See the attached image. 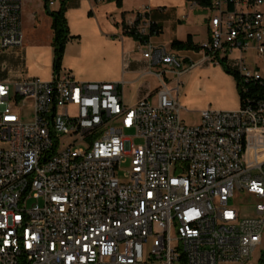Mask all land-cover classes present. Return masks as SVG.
<instances>
[{
  "label": "built area",
  "instance_id": "2783aa9c",
  "mask_svg": "<svg viewBox=\"0 0 264 264\" xmlns=\"http://www.w3.org/2000/svg\"><path fill=\"white\" fill-rule=\"evenodd\" d=\"M188 1L212 13L203 58L190 67L223 62L236 72L244 94L235 110L209 107L187 125L179 99L187 69L149 38L139 48L178 77L175 96L157 73L155 106H128L123 82L69 71L0 82V264H242L263 243L264 157L247 164L245 135L264 132V0ZM150 10L127 32L148 37ZM0 41L3 50L22 46V0H0ZM252 51L254 68L244 56ZM236 193L251 212L230 205Z\"/></svg>",
  "mask_w": 264,
  "mask_h": 264
},
{
  "label": "crops",
  "instance_id": "0c3cea01",
  "mask_svg": "<svg viewBox=\"0 0 264 264\" xmlns=\"http://www.w3.org/2000/svg\"><path fill=\"white\" fill-rule=\"evenodd\" d=\"M61 3L62 0H22L23 44L7 50L0 48V82H13L27 77L52 79L56 72L53 70L51 11L58 10ZM145 6L151 8L148 15L155 27L148 38L156 47L178 54L183 61L182 68L187 69L182 74L186 80L182 76L180 78L182 87L179 99L180 96L183 99L180 102L182 109L184 105L187 110L190 108L188 105L199 103L202 94H195L192 89L202 88L207 92L213 89L220 94L217 98V102L221 103L217 105L218 108H233L227 100L229 95L235 96L236 104L240 106L236 79L222 66L204 62L191 68V63L202 60L203 52L175 50L172 47L173 41H186L189 36L196 45H202L210 38L209 20L212 13L206 3L192 8L188 0H121V6L118 7L115 0H67L66 18L72 38L67 42L60 72L69 71L77 80L84 82H123L120 91L128 106H134L141 99L151 103L152 97H156L158 102L157 92L161 82L155 85L150 78L159 80L157 73L163 72L175 95L173 91L177 88L178 77L174 71L164 64L152 65L143 51L140 54L136 50L142 42L126 30V24L135 20L137 14L145 10ZM199 11L204 12L203 32H199L196 26ZM207 104H200L197 108L201 109L195 111L201 116ZM262 157L264 149L259 151L257 160Z\"/></svg>",
  "mask_w": 264,
  "mask_h": 264
},
{
  "label": "rangeland",
  "instance_id": "374dc122",
  "mask_svg": "<svg viewBox=\"0 0 264 264\" xmlns=\"http://www.w3.org/2000/svg\"><path fill=\"white\" fill-rule=\"evenodd\" d=\"M203 14H204V12H202V11L201 12L199 11V13H198L199 16L197 18L198 20L196 22V26L198 29H200L199 32L200 31L203 32L205 30L204 24L202 22ZM0 44H1V41H0ZM136 50L138 53L142 54L143 49L139 48V46L136 48ZM238 55H239L238 53H234L232 55V58L235 59L236 57H238ZM244 56L248 58L250 66L254 68L256 66L255 65L256 62L258 61V58H257L255 52L254 51L248 52V53L244 54ZM29 61H30V57H29V52H28L27 53V62L29 63ZM219 66H221V64H219ZM182 70H183V68H182ZM183 75H182V78L184 79L185 76L183 77ZM150 79L154 82L155 85H159L160 80L156 79L155 77H151ZM184 80H186V79H184ZM170 89H172V88L170 87ZM12 90L14 92V86L13 85H12ZM192 90L195 94H202V96H201V99L197 105L191 106V104H190V105H188L190 108H187V110H186V106L184 105V108L181 110V117L187 125L196 126V125L200 124V122H201L200 113L198 111H195V110L201 109V108H197V107H200V104H202V103H206V102L208 103L205 108L210 107L212 109H217V110H232V109H237L239 107V105L236 104L237 99L235 96L229 95V97L227 98V100L230 101V103L233 105V108H231V107L230 108L229 107L218 108L217 105H219L221 103L217 102V98L220 96V94H218L217 91H215L213 89H209L207 92V90H205L203 88L200 90H198V89H192ZM173 92L175 95L177 94L176 90H174ZM180 102H183V99L181 96H180ZM151 103L154 106L158 104L156 97L151 98ZM189 109H192V110H189ZM20 112H21L22 119L24 121H26V122L30 121L33 118V113H34L33 101L29 100L27 102V104L21 108ZM118 125H119V123H118ZM129 134L132 136V140H133V143L135 146H142L144 144V139L142 137L133 136L134 135L133 131H131ZM246 140H247L246 148L248 146V153H249L247 164L253 165L256 162V160L258 159L257 157L259 155V151H262L264 149V132L263 131L251 132L249 135H247ZM129 166H130V164H124L117 171V175L122 182L125 181L124 175H125L126 171L129 169ZM243 198L244 197L242 194L236 193V197L231 198L229 203L231 206H235L236 208H238L242 212H251L252 208L251 209L249 208V205L247 203H245ZM253 201H254V198L251 196L250 202H253ZM220 264H241V263L233 261V262H221ZM242 264H264V242L254 252L253 256L246 263H242Z\"/></svg>",
  "mask_w": 264,
  "mask_h": 264
},
{
  "label": "trees",
  "instance_id": "16d2710c",
  "mask_svg": "<svg viewBox=\"0 0 264 264\" xmlns=\"http://www.w3.org/2000/svg\"><path fill=\"white\" fill-rule=\"evenodd\" d=\"M115 1L117 2L118 6H121V0H115ZM66 2L67 0H62L60 8L58 10L51 11V16L53 19V32H54V38H53V47H54L53 70H54V73L60 72V70L62 69L66 45H67V42L72 38V36L70 35L68 21L66 18V10H67ZM134 37L138 41H141V42H144L148 38V37L140 38L139 36H136V35H134ZM172 47L175 50H187V49H192L196 51L201 50V45L194 44L191 36H189V38L186 41H179V40L173 41ZM221 66L224 68V70L228 74L232 75L236 79L239 98H240V104H242L244 92L242 90L241 77L236 72L231 70L225 63L222 62ZM245 85L251 91L259 90V87H254L246 83ZM245 147H246V138H245Z\"/></svg>",
  "mask_w": 264,
  "mask_h": 264
},
{
  "label": "bare ground",
  "instance_id": "6f19581e",
  "mask_svg": "<svg viewBox=\"0 0 264 264\" xmlns=\"http://www.w3.org/2000/svg\"><path fill=\"white\" fill-rule=\"evenodd\" d=\"M247 137V135H245V138Z\"/></svg>",
  "mask_w": 264,
  "mask_h": 264
}]
</instances>
